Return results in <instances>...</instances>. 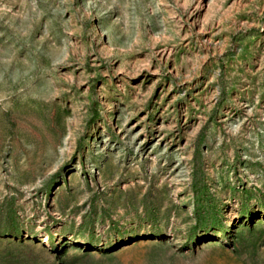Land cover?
Listing matches in <instances>:
<instances>
[{"label":"rangeland","instance_id":"374dc122","mask_svg":"<svg viewBox=\"0 0 264 264\" xmlns=\"http://www.w3.org/2000/svg\"><path fill=\"white\" fill-rule=\"evenodd\" d=\"M0 264H264V0H0Z\"/></svg>","mask_w":264,"mask_h":264}]
</instances>
